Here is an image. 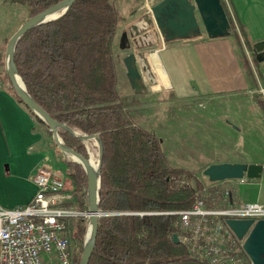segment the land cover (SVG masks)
<instances>
[{
    "label": "trees",
    "instance_id": "16d2710c",
    "mask_svg": "<svg viewBox=\"0 0 264 264\" xmlns=\"http://www.w3.org/2000/svg\"><path fill=\"white\" fill-rule=\"evenodd\" d=\"M9 1L27 6L31 18L63 0ZM120 22L111 0H76L62 18L20 39L14 57L18 74L32 99L54 120L80 135H96L102 144L101 216L89 264H207L190 259L185 247L173 242L176 216L155 213L186 210L199 198L213 207L211 197L217 189L204 197L200 180L192 172L171 167L160 140L126 114L116 90L112 52ZM239 30L249 44L244 28ZM238 58L251 79L249 61ZM9 90L20 102L10 85ZM257 102L264 111V102ZM35 118L51 136L49 127ZM59 134L66 145L88 158L85 142L62 129ZM65 173L74 186L77 209L87 211L83 168L66 160ZM77 222L69 227L72 230L75 224L82 239L85 218ZM244 264H250L247 257Z\"/></svg>",
    "mask_w": 264,
    "mask_h": 264
},
{
    "label": "rangeland",
    "instance_id": "374dc122",
    "mask_svg": "<svg viewBox=\"0 0 264 264\" xmlns=\"http://www.w3.org/2000/svg\"><path fill=\"white\" fill-rule=\"evenodd\" d=\"M160 1L111 0L121 14V22L117 27L112 52L116 90L121 103L125 106L126 114L132 118L134 123L150 131L160 140L162 152L171 167L192 172L200 180L204 197L211 194L209 190L216 188L217 190L213 193L214 197H220L223 192L230 191L232 193V207L243 206L255 201L264 207V174L258 180L247 179L245 185L239 182L240 185L238 180L211 183L202 175L203 170L210 164L246 161L249 164L264 166V111L257 102H264V93L261 92V89L264 88V72L261 69V63H257L255 59L253 48L255 43L246 44L239 26L231 27L230 36L238 56L245 57L250 63L253 76L248 80L249 92L189 101L175 100L167 93L168 88L164 87L167 84L163 82V71L157 70L156 73L161 83L160 89L152 88L144 93L136 94L130 87L125 76L126 70L124 71L120 63L118 43L120 36L126 34V45L131 43V47L125 46L121 53L134 52V45L130 38L128 39L129 26ZM29 16L27 6L11 3L9 0H0V86L8 90L9 83L4 73L6 45L17 29L29 19ZM155 41V45H158L162 42V38L156 37ZM237 41L240 43L238 47ZM252 64L256 70L257 78L252 70ZM42 128L48 135L47 128L44 125ZM85 143L87 144L88 157L89 155L93 156L94 160L98 161L95 141L92 144L89 141ZM52 147L55 148L61 163L66 166V160L72 162V159L60 152L54 143ZM57 168L64 169L60 164L57 165ZM68 184L73 192L74 186L70 179H68ZM77 204V200L73 198V203L69 205L78 210ZM83 207L87 210V198ZM84 218L86 232L82 239L75 224L71 230L74 264L80 260L86 234H88L89 219ZM73 222L76 223L77 219Z\"/></svg>",
    "mask_w": 264,
    "mask_h": 264
},
{
    "label": "crops",
    "instance_id": "0c3cea01",
    "mask_svg": "<svg viewBox=\"0 0 264 264\" xmlns=\"http://www.w3.org/2000/svg\"><path fill=\"white\" fill-rule=\"evenodd\" d=\"M221 2L228 19L233 25L242 26L251 42L264 40V0ZM230 35L209 39L202 31L192 39L155 45L153 48L160 51L166 72H163V82L167 84L164 86L168 88L167 93L175 100L189 101L249 92L248 79ZM126 44L127 39L120 36L118 50L124 71L122 60L128 53H121V50ZM147 62L149 68L142 61L138 62L145 92L152 88L159 90L160 78L148 59ZM35 117L10 90L0 86V206L7 209L23 206L34 195L36 188L31 178L37 167L58 169L60 164L66 171L52 147V137ZM246 181L241 184H247Z\"/></svg>",
    "mask_w": 264,
    "mask_h": 264
},
{
    "label": "water",
    "instance_id": "95a60500",
    "mask_svg": "<svg viewBox=\"0 0 264 264\" xmlns=\"http://www.w3.org/2000/svg\"><path fill=\"white\" fill-rule=\"evenodd\" d=\"M75 2L76 0H63L24 22L11 36L6 45L4 73L7 82L20 102L49 127L53 143L57 149L64 155H67L66 152L74 155L76 159L71 158L69 155L67 156L72 159L73 163L80 165L86 174V213L89 219L87 229V232L88 230L89 232L86 234L79 264H89L91 254L95 248L98 218L101 216L98 206L100 168L103 155L102 144L98 136L80 135L66 125L57 122L44 111L32 99L23 81L22 87L16 83V76L19 78L20 76L14 62L16 47L27 32L38 26L59 20ZM202 31L209 39L224 38L230 35L231 24L221 0H161L149 8L148 12L135 20L129 26L128 31V39L130 38L135 50L122 60L126 70V77L134 93L141 94L146 90L138 68L139 61H142L144 66L149 68L148 59L155 72L163 70L166 74L161 61L160 51L153 48L156 44V37L160 36L165 44L177 39L198 37ZM123 36L127 38L126 34ZM126 47H131V43H128ZM253 48L256 62H264V40L255 43ZM138 50L139 52H136ZM60 129L83 142L95 141L98 150L97 170L94 171L91 168L89 157L85 158L75 147L66 145L59 134ZM263 169L264 166L262 164L218 163L207 166L203 170L202 175L211 183L244 178L258 180L263 175ZM225 223L236 238L242 242V249L250 264H264V219L258 221L226 219ZM172 240L175 244L179 243L176 235L172 236Z\"/></svg>",
    "mask_w": 264,
    "mask_h": 264
},
{
    "label": "built area",
    "instance_id": "2783aa9c",
    "mask_svg": "<svg viewBox=\"0 0 264 264\" xmlns=\"http://www.w3.org/2000/svg\"><path fill=\"white\" fill-rule=\"evenodd\" d=\"M261 69L264 72V62ZM252 70L257 78L253 64ZM31 179L36 191L26 204L14 209L0 206V264H74L69 226L87 215L67 205L73 199L69 177L60 169L42 165ZM211 200L213 207L199 198L186 210L155 214L177 217L175 235L190 259L207 264H244L247 256L242 242L225 220L264 219V207L258 203L232 207L229 192Z\"/></svg>",
    "mask_w": 264,
    "mask_h": 264
},
{
    "label": "bare ground",
    "instance_id": "6f19581e",
    "mask_svg": "<svg viewBox=\"0 0 264 264\" xmlns=\"http://www.w3.org/2000/svg\"><path fill=\"white\" fill-rule=\"evenodd\" d=\"M16 83H17L18 86H20V87L23 86V84H22V80H21L19 77H17V76H16ZM66 154L69 155L71 158L76 159V157H75L74 155H72L71 153L66 152ZM89 164H90L91 168H92L94 171L97 170V161L94 160L93 156H91V157L89 158ZM86 215H87V213H86ZM88 232H89V230H88Z\"/></svg>",
    "mask_w": 264,
    "mask_h": 264
}]
</instances>
